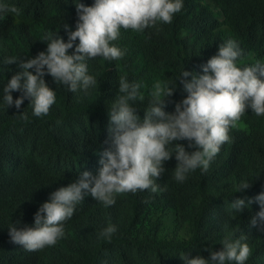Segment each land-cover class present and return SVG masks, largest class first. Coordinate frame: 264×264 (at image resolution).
Here are the masks:
<instances>
[{
  "label": "trees",
  "instance_id": "trees-1",
  "mask_svg": "<svg viewBox=\"0 0 264 264\" xmlns=\"http://www.w3.org/2000/svg\"><path fill=\"white\" fill-rule=\"evenodd\" d=\"M78 2L0 0L18 9V14L0 16V264H185L184 254L207 259V248L222 250L226 238L242 236L246 237L242 243L251 248L245 264H264V222L250 225L261 210L255 197L264 193V116L251 109L230 128V140L207 172L198 168L183 182L176 181L173 154L156 180L159 191L119 194L107 207L89 194L64 223L65 235L54 246L26 251L10 241L8 227L17 221L18 228L34 227L35 213L52 192L75 182L85 171L98 174L101 154L110 146L105 143L108 110L121 95V76L141 86L143 99L134 106L142 121L156 81L174 84L184 70L202 75V66L228 39L242 50L238 66L264 63V0H183L181 12L170 24L158 23L142 32L122 28L113 42L125 50L122 59H87L96 86L71 92L46 74L45 82L56 93V103L46 116L33 115L30 98L19 109L7 108L3 89L22 69L19 61L5 65L4 60L34 58L46 51L47 43L42 41L47 35L57 34L67 42L63 25L76 30ZM80 2L92 6L95 0ZM73 52L74 48L69 50ZM22 95L12 92L13 100ZM186 96L177 81L165 112L173 114ZM179 143L188 152L197 150L188 147L187 140ZM244 182L251 187L237 192ZM236 199L252 203L238 213L231 207ZM109 224L117 229L110 241L99 235Z\"/></svg>",
  "mask_w": 264,
  "mask_h": 264
},
{
  "label": "clouds",
  "instance_id": "clouds-1",
  "mask_svg": "<svg viewBox=\"0 0 264 264\" xmlns=\"http://www.w3.org/2000/svg\"><path fill=\"white\" fill-rule=\"evenodd\" d=\"M78 20L76 30L67 24L68 41L62 37L47 35L46 51H41L27 61L8 57L5 65L18 63L22 71L8 80L3 89V101L7 108L21 107L25 98H30L33 115L46 116L56 103L55 90L50 88L44 76L50 75L57 85L71 92L87 91L97 84L88 74L87 59L102 57L104 60H120L125 50L116 46L121 29L142 32L158 23L170 24L175 14L181 12L183 0H95L92 6L75 3ZM17 13L18 9L0 3V16ZM79 41L78 44L75 43ZM74 52L69 54V50ZM243 55L234 39L222 43L216 55L202 66V75L183 71L174 84L156 81L152 87V100L143 120L136 114L134 102L143 97L140 85L130 83L126 77L119 79L121 95L112 103L108 114L110 146L101 154L102 167L97 175L85 171L75 182L50 194L34 215V227H8L10 241L26 251H38L54 246L65 235L64 223L71 219L78 204L87 195L102 202L106 207L114 205L116 196L150 189L159 191L156 180L165 173L164 163L175 154L177 160L174 178L183 182L187 174L201 169L207 172L210 163L218 155L221 146L230 140V128L235 127L247 109L257 116H264V63L238 66ZM30 69L34 70L29 71ZM191 76V80L186 79ZM23 81V83H22ZM177 81L183 85L187 96L175 105V112H165L168 98L176 91ZM21 91L22 96L13 100L12 92ZM27 120L26 114L21 113ZM187 140L188 147L197 150L188 152L179 141ZM174 145V149L170 146ZM251 187L244 182L237 188L243 192ZM261 210L252 217L251 226L258 220L264 222V193L255 197ZM243 199H236L231 207L238 213L250 206ZM109 224L99 235L108 239L116 232ZM246 237L225 239L222 250H209L205 259L197 256L189 259L181 256L185 264H245L251 248L242 243Z\"/></svg>",
  "mask_w": 264,
  "mask_h": 264
}]
</instances>
